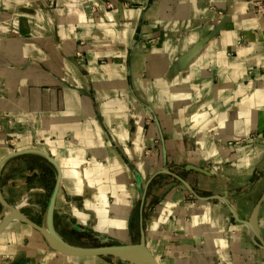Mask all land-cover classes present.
Wrapping results in <instances>:
<instances>
[{
  "label": "crops",
  "instance_id": "1",
  "mask_svg": "<svg viewBox=\"0 0 264 264\" xmlns=\"http://www.w3.org/2000/svg\"><path fill=\"white\" fill-rule=\"evenodd\" d=\"M253 1L0 0V160L37 149L58 164L67 243L137 244L143 230L159 264H264L244 223L264 189ZM54 178L41 156H16L0 193L40 224ZM258 226L264 240V203ZM0 264L129 263L63 256L13 221Z\"/></svg>",
  "mask_w": 264,
  "mask_h": 264
},
{
  "label": "water",
  "instance_id": "2",
  "mask_svg": "<svg viewBox=\"0 0 264 264\" xmlns=\"http://www.w3.org/2000/svg\"><path fill=\"white\" fill-rule=\"evenodd\" d=\"M129 77V73H127ZM131 91V88H130ZM145 107L148 109L152 121L158 126V121L151 108L147 105ZM161 137V136H160ZM162 140V137H161ZM163 156L165 154L164 148L162 149ZM36 154L41 156L46 162H48L55 170V178L52 190L49 194L45 210L43 212L42 221L40 224H36L28 217H26L20 210L11 204H9L0 193V206L2 207V213L0 215V233H2L7 226L13 222L17 221L22 224L27 225L33 230L37 231L45 241L46 245L53 251L61 254L63 256L71 258H87V257H113L116 259L123 260L129 264H159L154 255L145 245L144 232L140 231V242L137 244L133 243H119L112 244L108 238H100V245L93 247H79L73 246L67 243L56 231L54 227V208L56 197L58 194L61 171L58 164L50 158L45 152L37 149H27L21 151L11 152L0 160V168L2 165L10 158L24 155V154ZM192 170L203 172L199 168L191 167ZM262 177H264V170H262ZM179 182L185 185L190 191L189 185L177 176H174ZM137 187L140 188L139 182H137ZM192 194H194L191 191ZM264 203V189H262L259 197L255 201L248 219L246 226L249 229L250 240L261 250H264V240L261 239L258 226V216L260 207Z\"/></svg>",
  "mask_w": 264,
  "mask_h": 264
},
{
  "label": "built area",
  "instance_id": "3",
  "mask_svg": "<svg viewBox=\"0 0 264 264\" xmlns=\"http://www.w3.org/2000/svg\"><path fill=\"white\" fill-rule=\"evenodd\" d=\"M253 11L257 14H264V0H254L252 2Z\"/></svg>",
  "mask_w": 264,
  "mask_h": 264
},
{
  "label": "flooded vegetation",
  "instance_id": "4",
  "mask_svg": "<svg viewBox=\"0 0 264 264\" xmlns=\"http://www.w3.org/2000/svg\"><path fill=\"white\" fill-rule=\"evenodd\" d=\"M48 163V162H47ZM49 164V163H48Z\"/></svg>",
  "mask_w": 264,
  "mask_h": 264
},
{
  "label": "bare ground",
  "instance_id": "5",
  "mask_svg": "<svg viewBox=\"0 0 264 264\" xmlns=\"http://www.w3.org/2000/svg\"><path fill=\"white\" fill-rule=\"evenodd\" d=\"M33 160V159H32Z\"/></svg>",
  "mask_w": 264,
  "mask_h": 264
}]
</instances>
